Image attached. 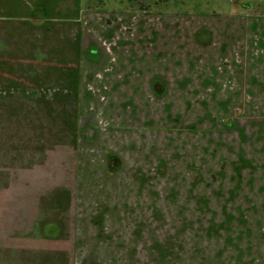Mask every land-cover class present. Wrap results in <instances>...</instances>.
Returning a JSON list of instances; mask_svg holds the SVG:
<instances>
[{
  "label": "rangeland",
  "instance_id": "374dc122",
  "mask_svg": "<svg viewBox=\"0 0 264 264\" xmlns=\"http://www.w3.org/2000/svg\"><path fill=\"white\" fill-rule=\"evenodd\" d=\"M0 264H264V0H0Z\"/></svg>",
  "mask_w": 264,
  "mask_h": 264
}]
</instances>
